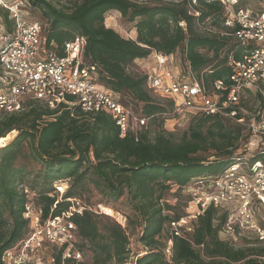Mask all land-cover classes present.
I'll return each mask as SVG.
<instances>
[{
    "label": "trees",
    "instance_id": "16d2710c",
    "mask_svg": "<svg viewBox=\"0 0 264 264\" xmlns=\"http://www.w3.org/2000/svg\"><path fill=\"white\" fill-rule=\"evenodd\" d=\"M247 1L239 0L235 8L247 9ZM25 2L45 21L42 47L62 56L66 43L76 36L84 38L83 60L95 67L96 82L117 97L128 95L140 106L137 116L148 122L137 136L128 133L121 138L109 115L83 113L78 107L60 105L50 109L40 101L28 100L21 111L0 114V138L16 132L0 148V256L29 231L28 222L22 217L28 196L34 200L36 196L42 219L53 218L68 211L74 204L71 201L91 185L104 203L125 197L132 212V216L124 215L125 228L88 210L72 215L78 238L76 248L83 255L88 249L92 264H127V229L137 231V241L144 249L133 264H264V253L236 249L220 238L228 234L231 207L209 206L191 223V232L177 236L170 231V223L185 213H177L176 207L162 199L172 188L188 194L187 188L194 181L216 176L235 163L242 164L244 173L263 168L264 145L257 147L258 152L248 160L234 155L242 130L227 126L226 121L241 119L238 108L235 119L188 113L189 125L181 136L164 130V121L176 117L173 102L146 88L144 71L131 70L136 60H148L155 53L173 60L180 51L186 72L183 71L185 76L178 74L179 80L196 81L210 90L214 81H226L231 75L229 54L232 61H237L243 49L229 37L199 31L184 3L139 6L127 0ZM257 2V10H248L262 12L260 0ZM10 8L0 4V35H13L17 21L25 22L18 9L14 18ZM198 10L199 21L223 23L219 3L202 2ZM110 11L134 24L136 40L125 39L105 27V14ZM181 22L183 27L179 26ZM252 93L259 107L255 119L260 123L264 118V95L258 90ZM65 180L68 188L58 199L54 186ZM258 207L264 205L256 202L254 213ZM163 235L165 242L161 245L159 239ZM52 255L55 264H72L69 260L62 263L61 250H53Z\"/></svg>",
    "mask_w": 264,
    "mask_h": 264
},
{
    "label": "built area",
    "instance_id": "2783aa9c",
    "mask_svg": "<svg viewBox=\"0 0 264 264\" xmlns=\"http://www.w3.org/2000/svg\"><path fill=\"white\" fill-rule=\"evenodd\" d=\"M127 1L139 6L184 3L188 14L196 19L199 31L229 37L243 49L239 60H230L232 73L228 79L214 81L210 90H205L196 81L182 82L172 67V57L153 54V67L144 71L146 88L157 97L171 100L174 114L218 115L235 119L244 90H258L264 95V0H260L263 7L260 13L236 9L239 0ZM202 2L221 5L223 30L212 27L209 19L198 20V8ZM13 17L17 18L15 12ZM179 26L183 27L184 23ZM43 29L38 22L18 20L13 35H0V114L19 112L26 101L35 100L50 109L64 105L78 107L83 113L107 114L121 138L128 133L137 136L146 128L147 119L133 114L113 92L96 82L95 67L86 65L83 60L84 38L76 36L66 43L64 54L59 56L42 47ZM249 128L256 135L259 131L264 132V123H251ZM242 167L241 163H235L216 176L194 181L187 188L190 199L185 214L170 223V231L177 236L191 232V223L209 206L233 209L227 233L234 226L251 227L253 205L256 202L264 205V167L250 173H244ZM54 188V194L60 199L68 188V181ZM189 206L193 207L192 211L187 210ZM85 210L76 203L58 216L42 219L40 208L28 196L22 217L28 222L29 231L22 241L2 252L0 264H55L53 250L62 251V263L69 260L72 264H81L83 254L76 248L78 238L71 217L81 215ZM94 212L111 218L122 228L127 224L126 217L118 211L98 206Z\"/></svg>",
    "mask_w": 264,
    "mask_h": 264
},
{
    "label": "rangeland",
    "instance_id": "374dc122",
    "mask_svg": "<svg viewBox=\"0 0 264 264\" xmlns=\"http://www.w3.org/2000/svg\"><path fill=\"white\" fill-rule=\"evenodd\" d=\"M1 5L10 6L11 11L15 12L16 9L19 10V15L21 19L25 22H38L40 23L44 29H46L45 21L41 18L39 12L32 10L30 6L27 5L25 0H0ZM257 0H248L247 5L245 8L257 10L258 7ZM208 22L211 24V20L209 19ZM105 27L111 28L116 31L121 37L125 39L136 40V32L134 29V24L129 23L121 16L119 13L115 11H110L105 14L104 20ZM212 27L218 30H223L222 24H211ZM2 28H0V34L2 32ZM232 42V41H231ZM234 43V42H232ZM236 47V46H235ZM236 50V48H234ZM231 60V53L229 54V61L228 65H230ZM172 67L175 72L180 75L185 76L184 72V64L180 58V51H177L176 54L173 55L172 60ZM131 70L134 72L138 71L141 72V67L137 65H133ZM186 72V71H185ZM196 78V76H195ZM252 92L254 90L251 89ZM247 93L246 90L240 95V102L237 105L238 112L241 115V121L238 122L237 120H228L226 121V125L235 128L240 127L242 130V138L239 142L238 149L235 151L234 155L241 157L242 159L248 160L250 156L256 154L259 149L257 147H261L264 145V132L259 131L258 134L254 135L250 132L249 125L251 123L257 124L258 120L255 119L256 113L259 111L258 101L255 99L254 93ZM119 102L123 105L127 106L133 114L138 115L140 114V106L134 104L128 95H120L117 97ZM237 112V111H236ZM264 114V109H262ZM179 116V117H177ZM264 116V115H263ZM190 117H188V113H182L180 115H176V117L172 119H167L163 123V129L166 131L174 132L177 136H181V134L187 130L189 125ZM260 123H264V118L260 120ZM16 132H11L7 136L8 139L6 144L14 138ZM1 148V147H0ZM30 199L35 203L33 196H29ZM59 199V198H58ZM163 203H167V205L176 207V212L181 214L185 213L187 208V203L190 199L189 194H185L183 192L178 193L176 188H172L170 191L166 192L163 197ZM74 204L78 203V206L84 207L86 210L90 209L93 214L99 215L98 217L102 219L105 216H100L101 214L95 213V209L98 206H102L107 209H111L113 211H118L125 216H132V212L130 206L126 203L125 197L115 203H104V200L101 194L93 188V186L89 185L86 190L82 191L79 196H77V200L73 201ZM258 210L253 215V220L251 223V227H240L237 226V230L229 231L227 236H220V238L224 241H228L234 248L236 249H257L259 253H264V207H258ZM188 211H192L193 207L189 206ZM89 211V210H88ZM169 215L172 212H165ZM107 217V216H106ZM109 218V217H107ZM111 219V218H109ZM112 220V219H111ZM113 221V220H112ZM126 227V226H125ZM127 234L129 235V260L127 264H133L134 260L142 255L144 251L143 247L139 245L137 241V231H129L126 230ZM166 235V234H165ZM165 235H163L159 239V243L164 245L165 242ZM167 246L168 243H167ZM261 261L264 263V257L261 258ZM81 264H92V257L90 251L85 248L84 255L82 257Z\"/></svg>",
    "mask_w": 264,
    "mask_h": 264
},
{
    "label": "crops",
    "instance_id": "0c3cea01",
    "mask_svg": "<svg viewBox=\"0 0 264 264\" xmlns=\"http://www.w3.org/2000/svg\"><path fill=\"white\" fill-rule=\"evenodd\" d=\"M134 64L140 66L142 71H148L153 67V61L151 58L148 60H136Z\"/></svg>",
    "mask_w": 264,
    "mask_h": 264
},
{
    "label": "bare ground",
    "instance_id": "6f19581e",
    "mask_svg": "<svg viewBox=\"0 0 264 264\" xmlns=\"http://www.w3.org/2000/svg\"><path fill=\"white\" fill-rule=\"evenodd\" d=\"M9 136H6L4 138H0V145L3 144L5 141H7Z\"/></svg>",
    "mask_w": 264,
    "mask_h": 264
},
{
    "label": "water",
    "instance_id": "95a60500",
    "mask_svg": "<svg viewBox=\"0 0 264 264\" xmlns=\"http://www.w3.org/2000/svg\"><path fill=\"white\" fill-rule=\"evenodd\" d=\"M5 145H6V141H5L3 144H1L0 147H3V146H5Z\"/></svg>",
    "mask_w": 264,
    "mask_h": 264
}]
</instances>
